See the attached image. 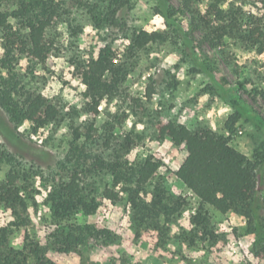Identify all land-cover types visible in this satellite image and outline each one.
<instances>
[{"label":"rangeland","instance_id":"obj_1","mask_svg":"<svg viewBox=\"0 0 264 264\" xmlns=\"http://www.w3.org/2000/svg\"><path fill=\"white\" fill-rule=\"evenodd\" d=\"M130 1L132 10L122 13L129 28L167 31L163 18L155 11V0ZM170 1L178 8L182 0ZM17 2L7 1L2 10L12 11ZM99 2L104 6L101 0ZM200 8L201 11L206 9L205 0ZM260 8L264 9L262 5ZM180 16L188 34L197 42L200 62L209 66L225 88L237 91L242 100L264 118V55L229 43L216 49L201 44L192 15ZM72 19L79 33L74 35L66 23L59 24L51 35L56 51L44 66L34 67L23 59L18 67L25 86L49 98L61 115L56 123L37 134L32 133L28 122L17 130L24 141L45 150L46 157L29 153L25 158L18 157L0 137V155H3L0 156V182L11 170L17 171L18 186L27 204L25 208H18L19 217L10 208L0 209V227L23 222L19 226L10 225L9 246L22 250L28 236L45 250L47 264H264V240L256 246L253 225L234 212L221 214L212 207L201 206L199 199L175 175L186 158V147H177L169 139L162 142L157 139L158 123L174 121L191 130L209 128L227 136L235 149L252 157L264 142L260 125L242 119L232 134L227 132L225 123L233 113L232 108L210 91V78L198 71L172 35L167 41L140 51L130 62L122 93L103 104L96 119L87 116L85 87H81L83 83L75 69L77 64L95 57L107 42H112L114 49L122 54L129 41L108 27H97L87 9L74 8ZM1 42L0 36V54ZM239 82L244 84L242 89L237 86ZM3 116L9 120L4 111ZM91 125L102 138V141L88 142V150L94 154L114 155L120 142L130 134L135 141L127 157L130 162L146 158L160 161L162 167L148 189L153 191L157 184H162L170 196L184 201L182 211L170 218L162 216L160 228L155 229L141 221L123 196L117 204L103 201L94 215L74 214L55 219L47 202L48 192L54 179L65 178L75 165V161H68L71 145L75 143V130L85 133ZM106 140L111 145L108 150L103 147ZM85 143L84 136L77 142ZM88 180L99 191L112 182L106 174H93ZM200 212L207 214V228L192 223V216ZM261 214L264 217V209ZM86 225L109 229L119 241L107 245L86 239V245L77 250L60 251L63 245L59 240L72 233L82 235Z\"/></svg>","mask_w":264,"mask_h":264},{"label":"trees","instance_id":"obj_2","mask_svg":"<svg viewBox=\"0 0 264 264\" xmlns=\"http://www.w3.org/2000/svg\"><path fill=\"white\" fill-rule=\"evenodd\" d=\"M7 1L0 0V137L15 150L16 156L25 158L28 153L35 157L48 156L45 150L24 141L17 130L28 122L32 133L37 134L56 123L61 115L49 98L25 86L18 67L23 59L34 67L47 63L56 51L51 35L59 24L66 23L74 35L79 33L72 19L76 7L87 9L97 27H108L129 41L122 54L114 49L112 42H107L95 57L77 64L78 77L86 86L83 96L87 116L96 119L101 106L122 93L130 62L140 51L151 44L163 43L172 35L198 71L210 78V91L232 108L233 113L225 123L227 132L232 134L244 119L257 122L264 133V118L245 103L237 91L225 88L209 66L200 62L197 42L180 21V15L191 14L193 26L200 33V43L212 49L229 43L264 55V9L260 8V5L264 8V0H205L203 11L200 3L204 0H182L178 8L170 0H155V11L163 18L167 31L154 32L129 28L122 13L132 10L130 0H101L104 6L99 0H18L10 12L2 10ZM30 72L34 74V69ZM243 85L237 84L241 89ZM3 111L9 120L3 116ZM98 132L94 125L85 133L75 130V143L68 154V161H75V165L65 178L54 179L47 196L55 219L62 220L74 214L94 215L103 201L117 204L123 196L141 221L155 229L160 228L162 216L170 218L182 211L184 201L170 196L162 184H157L153 191L148 189L162 167L160 161L146 158L130 162L127 157L135 143L130 134L120 142L114 155L94 154L87 144L102 141ZM83 136L86 143L77 144ZM157 139L161 142L169 139L177 147H186V158L175 172L177 178L199 199L201 206L212 207L221 214L234 212L243 216L253 225L256 246H260L264 240L261 214L264 209V142L255 155L249 157L235 149L227 136L209 128L191 130L174 121L158 123ZM103 147L110 149V141H104ZM93 174L109 175L112 182L99 191L88 180ZM19 179V173L11 170L0 182V209L10 208L17 217L20 216L18 208L27 206L18 186ZM208 222L205 213L192 216V223L200 227L207 228ZM20 224L23 222L0 227V264H47L45 250L28 236L22 250L9 246L10 225ZM81 232L79 236L72 233L62 237L60 251L77 250L86 245V239L107 245L119 241L111 230L94 225L84 226Z\"/></svg>","mask_w":264,"mask_h":264},{"label":"clouds","instance_id":"obj_3","mask_svg":"<svg viewBox=\"0 0 264 264\" xmlns=\"http://www.w3.org/2000/svg\"><path fill=\"white\" fill-rule=\"evenodd\" d=\"M225 7H227V5H225ZM81 87L84 88V87H86V86L82 85Z\"/></svg>","mask_w":264,"mask_h":264}]
</instances>
